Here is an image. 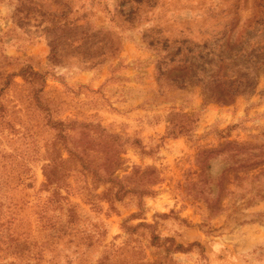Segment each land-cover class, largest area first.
I'll use <instances>...</instances> for the list:
<instances>
[{
    "label": "rangeland",
    "instance_id": "1",
    "mask_svg": "<svg viewBox=\"0 0 264 264\" xmlns=\"http://www.w3.org/2000/svg\"><path fill=\"white\" fill-rule=\"evenodd\" d=\"M0 264H264V0H0Z\"/></svg>",
    "mask_w": 264,
    "mask_h": 264
},
{
    "label": "trees",
    "instance_id": "2",
    "mask_svg": "<svg viewBox=\"0 0 264 264\" xmlns=\"http://www.w3.org/2000/svg\"><path fill=\"white\" fill-rule=\"evenodd\" d=\"M215 57L218 56L211 51H208L207 55L201 54V56H193V58L190 59L182 56L178 59L177 56H173L169 62V67H175V69L173 71H167L165 74L162 72L161 68H158V71L160 77H164V75L174 71L179 73V76H177L174 81L183 86L200 85L203 90L206 91L208 86L213 84V87L215 86L218 88L220 93L213 94L211 97L214 100L225 103L231 102L233 98L244 94L249 88L253 89L255 87V83L250 84L249 79L246 80L243 76L232 75L228 71L227 67L229 64L225 66V63L234 60V56L221 57L220 60L216 62L217 65L212 63ZM192 62L196 63V67ZM200 62L201 66L198 67V63Z\"/></svg>",
    "mask_w": 264,
    "mask_h": 264
}]
</instances>
